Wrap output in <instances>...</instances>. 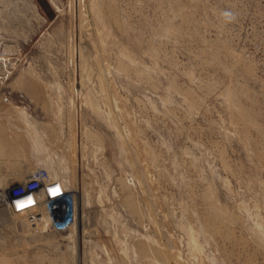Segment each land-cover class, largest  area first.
I'll return each mask as SVG.
<instances>
[{"label": "rangeland", "instance_id": "1", "mask_svg": "<svg viewBox=\"0 0 264 264\" xmlns=\"http://www.w3.org/2000/svg\"><path fill=\"white\" fill-rule=\"evenodd\" d=\"M53 2L0 31V107L79 218L0 194V264H264V0Z\"/></svg>", "mask_w": 264, "mask_h": 264}, {"label": "crops", "instance_id": "2", "mask_svg": "<svg viewBox=\"0 0 264 264\" xmlns=\"http://www.w3.org/2000/svg\"><path fill=\"white\" fill-rule=\"evenodd\" d=\"M48 2L54 7L53 0H0V31L9 35V25L27 22L23 17L29 18L28 29L32 31H37L39 23H53L55 13ZM31 108L0 107V178L3 183L24 179L46 159L29 148L26 123L38 120Z\"/></svg>", "mask_w": 264, "mask_h": 264}, {"label": "built area", "instance_id": "3", "mask_svg": "<svg viewBox=\"0 0 264 264\" xmlns=\"http://www.w3.org/2000/svg\"><path fill=\"white\" fill-rule=\"evenodd\" d=\"M52 190H58L59 194L51 195ZM77 192L78 190L68 187L63 179L52 175L46 167L33 170L19 181L3 183L0 178V194L5 205L16 216H24L29 220L36 231L43 230L38 223L42 221L44 207L50 217L46 230L60 233L71 231L79 218ZM20 205L24 207L21 208Z\"/></svg>", "mask_w": 264, "mask_h": 264}, {"label": "clouds", "instance_id": "4", "mask_svg": "<svg viewBox=\"0 0 264 264\" xmlns=\"http://www.w3.org/2000/svg\"><path fill=\"white\" fill-rule=\"evenodd\" d=\"M223 16L225 17L226 20H229V21L235 19L234 15L230 11H225L223 13Z\"/></svg>", "mask_w": 264, "mask_h": 264}, {"label": "bare ground", "instance_id": "5", "mask_svg": "<svg viewBox=\"0 0 264 264\" xmlns=\"http://www.w3.org/2000/svg\"><path fill=\"white\" fill-rule=\"evenodd\" d=\"M39 168H43V167H39ZM38 169V168H37ZM77 191V190H76ZM77 194H78V192H77ZM76 194V195H77ZM77 198H79V196L77 195ZM79 203L77 202V207L79 208ZM45 208V207H44ZM46 209V208H45ZM47 210V209H46ZM47 213H48V211H47ZM27 220V219H26ZM49 221H50V217H49V213H48V222H46V223H49ZM27 222L30 224V221L29 220H27ZM43 222V213H42V221L41 222H39L38 223V225H40L41 223ZM31 225V224H30Z\"/></svg>", "mask_w": 264, "mask_h": 264}, {"label": "snow or ice", "instance_id": "6", "mask_svg": "<svg viewBox=\"0 0 264 264\" xmlns=\"http://www.w3.org/2000/svg\"><path fill=\"white\" fill-rule=\"evenodd\" d=\"M59 194V191L58 190H52L51 191V195H53V196H56V195H58ZM32 203V201L30 200L29 201V204H31ZM19 207H24V205H20Z\"/></svg>", "mask_w": 264, "mask_h": 264}]
</instances>
